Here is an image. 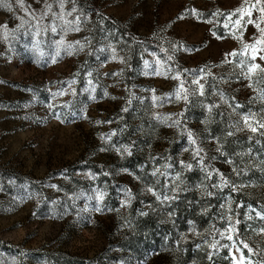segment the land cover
Instances as JSON below:
<instances>
[{"label": "rangeland", "instance_id": "374dc122", "mask_svg": "<svg viewBox=\"0 0 264 264\" xmlns=\"http://www.w3.org/2000/svg\"><path fill=\"white\" fill-rule=\"evenodd\" d=\"M0 264H264V0H0Z\"/></svg>", "mask_w": 264, "mask_h": 264}, {"label": "snow or ice", "instance_id": "6c2138e0", "mask_svg": "<svg viewBox=\"0 0 264 264\" xmlns=\"http://www.w3.org/2000/svg\"><path fill=\"white\" fill-rule=\"evenodd\" d=\"M246 247V246H245Z\"/></svg>", "mask_w": 264, "mask_h": 264}]
</instances>
